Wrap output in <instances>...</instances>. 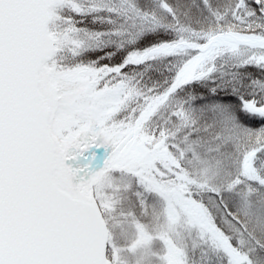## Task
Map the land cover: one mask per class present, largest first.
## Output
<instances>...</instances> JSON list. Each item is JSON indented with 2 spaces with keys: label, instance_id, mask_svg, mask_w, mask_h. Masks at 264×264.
I'll return each instance as SVG.
<instances>
[{
  "label": "snow or ice",
  "instance_id": "snow-or-ice-1",
  "mask_svg": "<svg viewBox=\"0 0 264 264\" xmlns=\"http://www.w3.org/2000/svg\"><path fill=\"white\" fill-rule=\"evenodd\" d=\"M0 264H264V0H0Z\"/></svg>",
  "mask_w": 264,
  "mask_h": 264
}]
</instances>
